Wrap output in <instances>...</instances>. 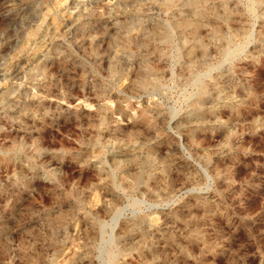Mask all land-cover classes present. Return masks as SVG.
<instances>
[{
    "label": "rangeland",
    "instance_id": "rangeland-1",
    "mask_svg": "<svg viewBox=\"0 0 264 264\" xmlns=\"http://www.w3.org/2000/svg\"><path fill=\"white\" fill-rule=\"evenodd\" d=\"M0 264H264V0H0Z\"/></svg>",
    "mask_w": 264,
    "mask_h": 264
}]
</instances>
